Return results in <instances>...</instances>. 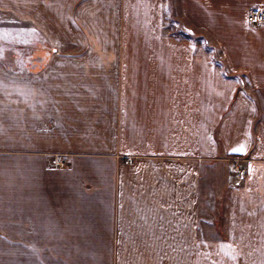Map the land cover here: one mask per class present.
<instances>
[{
  "label": "crops",
  "instance_id": "0c3cea01",
  "mask_svg": "<svg viewBox=\"0 0 264 264\" xmlns=\"http://www.w3.org/2000/svg\"><path fill=\"white\" fill-rule=\"evenodd\" d=\"M251 8L264 0H0L43 44L0 52V264H264Z\"/></svg>",
  "mask_w": 264,
  "mask_h": 264
},
{
  "label": "rangeland",
  "instance_id": "374dc122",
  "mask_svg": "<svg viewBox=\"0 0 264 264\" xmlns=\"http://www.w3.org/2000/svg\"><path fill=\"white\" fill-rule=\"evenodd\" d=\"M6 15L7 13H0V52H3L4 56L11 60L10 63L15 62L16 58L13 56L15 52L19 54L22 59L31 58V53L32 56L36 57L38 54V51H35L36 48L40 49L43 44L38 42L35 31H33L29 25L20 23ZM170 22H173L172 19L169 20V23ZM178 31H181V28L178 27ZM198 33L199 34H195V37L198 38V40H202L205 47L210 50L213 47L212 43L207 40L206 36L200 34L201 32ZM213 52L215 62L220 67H224V63L218 58L216 51Z\"/></svg>",
  "mask_w": 264,
  "mask_h": 264
},
{
  "label": "built area",
  "instance_id": "2783aa9c",
  "mask_svg": "<svg viewBox=\"0 0 264 264\" xmlns=\"http://www.w3.org/2000/svg\"><path fill=\"white\" fill-rule=\"evenodd\" d=\"M247 20L253 26L258 25L259 23L264 21V11L258 8H251L247 14ZM232 161H233V174L235 177V182L239 183L240 181H242L244 177L246 168L244 164L241 163V159L233 158Z\"/></svg>",
  "mask_w": 264,
  "mask_h": 264
},
{
  "label": "snow or ice",
  "instance_id": "6c2138e0",
  "mask_svg": "<svg viewBox=\"0 0 264 264\" xmlns=\"http://www.w3.org/2000/svg\"><path fill=\"white\" fill-rule=\"evenodd\" d=\"M234 151H241L240 149H234Z\"/></svg>",
  "mask_w": 264,
  "mask_h": 264
}]
</instances>
